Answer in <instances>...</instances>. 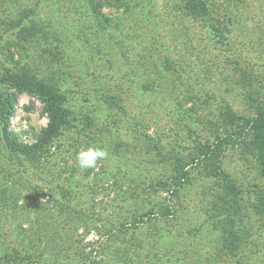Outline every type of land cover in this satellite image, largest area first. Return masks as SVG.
I'll return each mask as SVG.
<instances>
[{"label":"rangeland","instance_id":"374dc122","mask_svg":"<svg viewBox=\"0 0 264 264\" xmlns=\"http://www.w3.org/2000/svg\"><path fill=\"white\" fill-rule=\"evenodd\" d=\"M208 3L219 35L181 0H0V92L8 72H29L77 118L33 158L0 128V264H264L256 156L244 143L223 152L236 202L197 161L230 110L264 103V0ZM47 125L38 97L20 95L19 143ZM90 145L108 155L80 169Z\"/></svg>","mask_w":264,"mask_h":264},{"label":"trees","instance_id":"16d2710c","mask_svg":"<svg viewBox=\"0 0 264 264\" xmlns=\"http://www.w3.org/2000/svg\"><path fill=\"white\" fill-rule=\"evenodd\" d=\"M181 1L182 8L190 17L204 22L212 32L220 34L213 21L208 0ZM4 84L12 92H0V128L6 146L12 153L30 158L36 157L54 144L64 131L76 127L77 118L70 110L69 97L59 88H52L35 75L22 71L8 72ZM25 93L38 97L43 105V112L48 117V125L41 131L37 143L32 146L21 145L11 130L18 98ZM224 119L227 124L226 132L217 136L212 145L207 144L199 148L197 161L209 164L207 171L223 183L224 190L227 191L226 195L236 202L241 195V190L224 170L221 158L228 145L248 144L249 149L256 156L261 175L264 178V103L254 116L242 117L230 110ZM88 121L86 120V122ZM174 173H176L174 175L176 181L174 179L173 181L174 185L176 183L175 192L177 193L184 185L183 181H186L184 178L188 179L189 173L187 168H180L179 172L174 170ZM256 207L260 213L264 214V192L260 195ZM150 217V214L146 215L147 219ZM142 223H144L142 220L136 221V224Z\"/></svg>","mask_w":264,"mask_h":264},{"label":"clouds","instance_id":"9594fccd","mask_svg":"<svg viewBox=\"0 0 264 264\" xmlns=\"http://www.w3.org/2000/svg\"><path fill=\"white\" fill-rule=\"evenodd\" d=\"M105 149L90 145L76 154L77 166L80 169L94 168L97 162L107 157Z\"/></svg>","mask_w":264,"mask_h":264}]
</instances>
